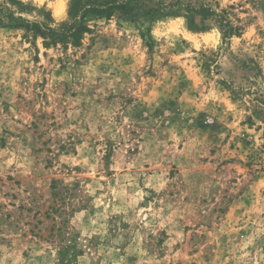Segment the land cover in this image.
Here are the masks:
<instances>
[{
  "label": "rangeland",
  "instance_id": "1",
  "mask_svg": "<svg viewBox=\"0 0 264 264\" xmlns=\"http://www.w3.org/2000/svg\"><path fill=\"white\" fill-rule=\"evenodd\" d=\"M156 1L78 47L0 25V264H264V0Z\"/></svg>",
  "mask_w": 264,
  "mask_h": 264
},
{
  "label": "trees",
  "instance_id": "2",
  "mask_svg": "<svg viewBox=\"0 0 264 264\" xmlns=\"http://www.w3.org/2000/svg\"><path fill=\"white\" fill-rule=\"evenodd\" d=\"M5 1L21 9H25L17 0ZM151 1L152 0H70L67 8V17L69 21L61 24L53 23L49 14L46 15L42 21H29L21 16H15L14 13L9 10L4 11V9L0 7V25L13 29H23L26 37H31L33 40L38 37L41 38L45 47L56 46L58 44L63 47H78L83 36L90 32V28L86 24L89 18L109 20L117 17L124 21L148 23L159 17L173 15L172 11H165L166 6L157 1L151 5ZM194 15H199L202 19L214 16L217 18L219 25H223V12L216 13L210 7L202 5L198 9L191 8L187 12L189 26L192 29L198 30L193 22ZM226 28L227 29L223 32L224 37L232 34L234 31L230 26Z\"/></svg>",
  "mask_w": 264,
  "mask_h": 264
}]
</instances>
